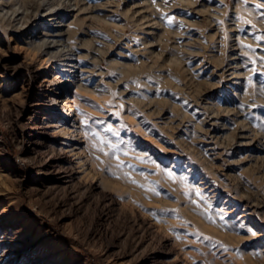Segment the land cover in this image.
Listing matches in <instances>:
<instances>
[{
  "label": "rangeland",
  "instance_id": "1",
  "mask_svg": "<svg viewBox=\"0 0 264 264\" xmlns=\"http://www.w3.org/2000/svg\"><path fill=\"white\" fill-rule=\"evenodd\" d=\"M64 6L0 20V264H264V0Z\"/></svg>",
  "mask_w": 264,
  "mask_h": 264
},
{
  "label": "bare ground",
  "instance_id": "2",
  "mask_svg": "<svg viewBox=\"0 0 264 264\" xmlns=\"http://www.w3.org/2000/svg\"><path fill=\"white\" fill-rule=\"evenodd\" d=\"M77 1L78 0H27L25 2H16L15 0L4 1L3 4L0 5V8L1 10H6V12L5 14L0 15L1 16L0 20L3 22L5 26H10L15 20L19 19L17 22L22 23L23 26L25 25V23L30 22L33 19V17H35L37 14L46 13L47 9H53L56 5H60L62 3L65 5L64 7H66V4L68 3L71 4L72 2L77 3ZM23 20L25 22H23ZM54 32L55 31H51L50 33H54ZM55 42L56 40H53L49 43H45L47 44L45 46L54 47L56 45ZM63 55H66V53H64ZM64 103H65L64 104V109H65V106L68 103L67 98H65ZM70 124L74 126V122L70 121ZM72 131H76V130H73L69 127L65 129V132L68 134L70 139H71L70 135ZM210 133L211 134L216 133V131L212 130Z\"/></svg>",
  "mask_w": 264,
  "mask_h": 264
},
{
  "label": "snow or ice",
  "instance_id": "3",
  "mask_svg": "<svg viewBox=\"0 0 264 264\" xmlns=\"http://www.w3.org/2000/svg\"><path fill=\"white\" fill-rule=\"evenodd\" d=\"M166 2H167V0H166ZM168 23L169 24L173 23V18H169L168 19ZM121 107H123V105H121ZM106 131L107 132H112L113 135H116V133L113 132V129H112L111 126L107 127ZM95 135H99V133L94 134V136ZM99 142H100V144L107 145L108 148L112 150L113 154L115 153V151H117L119 149V145L118 144L112 142L111 140H107L104 137H101ZM95 147H96V144H93V148H95ZM100 151L104 152L105 155H109L110 154L109 152H105L104 148H100ZM117 159H118V157H117ZM117 166L118 167H122L123 166L122 162L120 164H118ZM166 175L172 180H176L177 179L175 177V175L171 171L167 172ZM133 182H135V181H133ZM197 195H199L198 192H197Z\"/></svg>",
  "mask_w": 264,
  "mask_h": 264
}]
</instances>
